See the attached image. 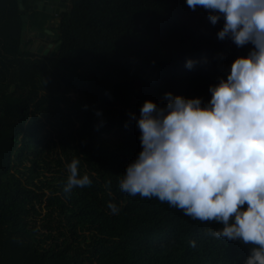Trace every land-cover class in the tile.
<instances>
[{
    "label": "trees",
    "instance_id": "1",
    "mask_svg": "<svg viewBox=\"0 0 264 264\" xmlns=\"http://www.w3.org/2000/svg\"><path fill=\"white\" fill-rule=\"evenodd\" d=\"M64 1L0 0V264H264V0Z\"/></svg>",
    "mask_w": 264,
    "mask_h": 264
},
{
    "label": "rangeland",
    "instance_id": "2",
    "mask_svg": "<svg viewBox=\"0 0 264 264\" xmlns=\"http://www.w3.org/2000/svg\"><path fill=\"white\" fill-rule=\"evenodd\" d=\"M32 2H33V0H25V4H26V10H27V14H26V16L24 17V19L23 20H27V21H24L26 24H24V28H25V30H23V32H22V41L20 42V44H21V46H20V50H22L23 49V47H24V45L25 44H27V41H28V39H29V35H30V31H31V28H30V24H31V21L33 20L32 19V17L35 15L36 17H35V20H37V21H41V22H44L43 23V25H42V27H44V28H48V29H50V27L54 24L55 25V21H51L50 19H52V18H60V15H56V14H53V15H49L50 17H49V20L46 18V17H44V15H42V13L41 12H39V11H41V10H37V11H34L33 9H30V6H31V4H32ZM38 15V16H37ZM27 17H28V19H27ZM53 23V24H52ZM51 30V29H50ZM52 32H53V38L52 39H48L49 41H46V43H45V45H48L49 43H51L52 44V47H51V50H50V52L48 53L49 55L51 54V53H53V50H55L56 49V47L60 44V41H58L57 40V38H58V30L56 29V27H53V30H52ZM39 35V34H38ZM48 43V44H47ZM45 210L43 209V212H44Z\"/></svg>",
    "mask_w": 264,
    "mask_h": 264
},
{
    "label": "water",
    "instance_id": "3",
    "mask_svg": "<svg viewBox=\"0 0 264 264\" xmlns=\"http://www.w3.org/2000/svg\"><path fill=\"white\" fill-rule=\"evenodd\" d=\"M22 2V0H19ZM22 6V3H21ZM67 8V2L64 0H39L34 4V9H39L45 12H48L50 14H56L58 15L60 12L65 11ZM55 22H59V18L55 19ZM46 34H48L47 39L51 38L52 30L46 29L45 32H40L39 36L44 37ZM52 44L49 43L47 46L44 44L39 45L38 42H35L34 44H30L27 46V48H30L33 52L42 53L44 55H47L51 50Z\"/></svg>",
    "mask_w": 264,
    "mask_h": 264
},
{
    "label": "flooded vegetation",
    "instance_id": "4",
    "mask_svg": "<svg viewBox=\"0 0 264 264\" xmlns=\"http://www.w3.org/2000/svg\"><path fill=\"white\" fill-rule=\"evenodd\" d=\"M50 20H51V21H52V20L55 21V18H52V19H50ZM52 24H53V23H52ZM53 25H54V24H53ZM46 29H48V28H44L42 31H40V30H36V28H32L31 31H30L29 39H28V45H30V44L32 45V44H34L35 42H38L39 45H42V44L45 45L46 41H49V40L47 39L48 34H46L44 37H40L38 34H39L40 32H45ZM50 36H51L50 39H52V38H53V32H52V34H51ZM29 41H31V42H29ZM47 44H48V43H47ZM45 46H47V45H45Z\"/></svg>",
    "mask_w": 264,
    "mask_h": 264
},
{
    "label": "bare ground",
    "instance_id": "5",
    "mask_svg": "<svg viewBox=\"0 0 264 264\" xmlns=\"http://www.w3.org/2000/svg\"><path fill=\"white\" fill-rule=\"evenodd\" d=\"M23 39H22V36H21V41H22ZM21 46V45H20Z\"/></svg>",
    "mask_w": 264,
    "mask_h": 264
}]
</instances>
